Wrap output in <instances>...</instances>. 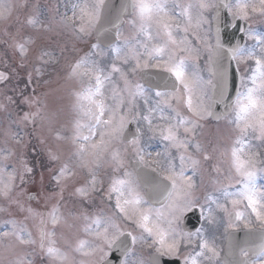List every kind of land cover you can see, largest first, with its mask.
<instances>
[{"label": "snow or ice", "instance_id": "1", "mask_svg": "<svg viewBox=\"0 0 264 264\" xmlns=\"http://www.w3.org/2000/svg\"><path fill=\"white\" fill-rule=\"evenodd\" d=\"M0 46V264H264V0H0Z\"/></svg>", "mask_w": 264, "mask_h": 264}, {"label": "rangeland", "instance_id": "2", "mask_svg": "<svg viewBox=\"0 0 264 264\" xmlns=\"http://www.w3.org/2000/svg\"><path fill=\"white\" fill-rule=\"evenodd\" d=\"M40 2H41V4H44V3H50L51 4V3H54L55 0H40ZM61 10H63V9H61ZM48 43H50L52 45V47L54 49H56L57 55H59V46L66 45L67 46L66 56L68 59H71V57L76 54L73 51V45L74 44H75V47L77 49H84L85 48V45H83L82 43L73 41L72 38L70 36H67V35L55 37L54 40H50V41H48ZM5 51L6 50L2 46H0V57H3ZM9 57L13 63H16V58L11 55L10 51H9ZM65 63H66L65 60L61 59V62L58 66H56L55 68H49V73L51 75L52 80H55L57 78V74L61 73L63 71V69L65 67ZM48 78H49L48 75H46L45 79H48ZM26 83H27V76H26V73H24V72L20 73L18 80L17 79L13 80V85L18 86V89L25 90L26 93H31L32 88L35 87V85L34 84L29 85L26 88ZM53 86H55V85H53ZM45 90H47V85L42 84L40 87H36L37 94H39L41 91H45ZM25 110H27V109H25ZM0 119H2V114H0ZM36 143H37L36 140L33 139V144H36ZM39 147L40 146L37 144V150H39ZM29 151L31 152V149H29ZM31 163L36 166L37 177H39L41 172L43 171L44 175H45V180H47V169H46V167L45 168L41 167L42 165L47 166V164H48L46 156L43 153H41L39 156H36L35 158H33L31 160ZM65 197H66V199H70L68 197L67 192L65 193Z\"/></svg>", "mask_w": 264, "mask_h": 264}, {"label": "water", "instance_id": "3", "mask_svg": "<svg viewBox=\"0 0 264 264\" xmlns=\"http://www.w3.org/2000/svg\"><path fill=\"white\" fill-rule=\"evenodd\" d=\"M198 223V217L196 216L195 218H193L192 222H189V226L197 224Z\"/></svg>", "mask_w": 264, "mask_h": 264}]
</instances>
